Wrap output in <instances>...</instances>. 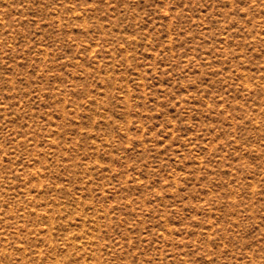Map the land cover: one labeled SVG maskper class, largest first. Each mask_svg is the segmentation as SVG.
<instances>
[{"label":"rangeland","instance_id":"rangeland-1","mask_svg":"<svg viewBox=\"0 0 264 264\" xmlns=\"http://www.w3.org/2000/svg\"><path fill=\"white\" fill-rule=\"evenodd\" d=\"M0 264H264V0H0Z\"/></svg>","mask_w":264,"mask_h":264}]
</instances>
